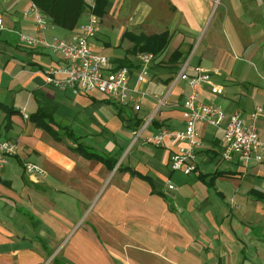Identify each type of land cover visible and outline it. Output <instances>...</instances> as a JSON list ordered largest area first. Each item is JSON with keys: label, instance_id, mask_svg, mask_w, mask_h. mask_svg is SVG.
<instances>
[{"label": "crops", "instance_id": "1", "mask_svg": "<svg viewBox=\"0 0 264 264\" xmlns=\"http://www.w3.org/2000/svg\"><path fill=\"white\" fill-rule=\"evenodd\" d=\"M85 1L72 29L47 16L46 35L76 30L96 3ZM31 2L0 0V138L18 145L0 170V264H44L49 255L50 264H264V159L253 154L242 166L220 157L229 115L237 109L248 119L256 105L264 109V0L101 1L90 46L129 67L124 102L46 81L44 70L62 60L20 40L19 31L36 33L34 14H24ZM164 29L161 50L138 48L139 36ZM143 51L153 56L139 79ZM184 63L189 73L195 65L210 72L219 90L205 83L197 96L225 112L218 125L197 122L190 173L170 167L169 141L144 140L162 125L184 127ZM36 111L45 114L33 119ZM257 128L264 140V113ZM25 160L46 172L25 173Z\"/></svg>", "mask_w": 264, "mask_h": 264}, {"label": "built area", "instance_id": "2", "mask_svg": "<svg viewBox=\"0 0 264 264\" xmlns=\"http://www.w3.org/2000/svg\"><path fill=\"white\" fill-rule=\"evenodd\" d=\"M29 13L34 14L36 33L19 31L20 40L27 46L48 47L61 55V64L50 65L44 70L46 81L61 88L71 87L76 92L96 89L120 102L128 99L129 67L125 64L114 66L106 55L91 49L89 39L100 30L99 14L90 9L86 19L69 35L49 37L45 33L48 17L33 1L24 10V14ZM4 26L3 18L0 16V29ZM152 56L149 51L140 53L139 79L143 78ZM185 66L186 63L178 73V77L184 79L190 86V91L183 101L184 127L170 129L162 125L153 134L145 136L144 140L156 146H165L169 141L173 145L169 152L170 167L173 170L190 173L197 166L196 145L201 142L197 137V122L218 125L223 121L225 112L222 106L210 101L204 102L197 96V87L205 83H209L212 90H219V86L210 81V72L200 65H195L194 71L189 73ZM263 113L262 105L258 104L250 112L248 119H244L237 109L229 115L223 128L220 145L222 159L237 161L242 166L248 165L253 154L257 160L264 159V140L259 138L257 130V119ZM23 116L27 118L28 113L23 112ZM134 134L136 137L138 131L136 130ZM17 152L18 145L15 141L0 138V170ZM22 167L27 174L43 175L46 172L44 167L31 160L23 161ZM168 186L174 187L171 182H168Z\"/></svg>", "mask_w": 264, "mask_h": 264}, {"label": "trees", "instance_id": "3", "mask_svg": "<svg viewBox=\"0 0 264 264\" xmlns=\"http://www.w3.org/2000/svg\"><path fill=\"white\" fill-rule=\"evenodd\" d=\"M47 16L50 17L53 24L65 28L72 29L75 27L82 12L86 9L85 0H32ZM103 0H96L95 6L92 11L97 14L101 13L99 3ZM140 39V50H149L154 53L161 50L168 42V29H164L158 32L147 33L138 37ZM120 65V64H119ZM122 65V64H121ZM43 111H36L30 117L35 119V116H43ZM82 146V145H79ZM79 146L74 148H79ZM89 156L96 157L104 162L109 161L108 157L101 155L93 150H89ZM109 163H116V160L112 159Z\"/></svg>", "mask_w": 264, "mask_h": 264}, {"label": "rangeland", "instance_id": "4", "mask_svg": "<svg viewBox=\"0 0 264 264\" xmlns=\"http://www.w3.org/2000/svg\"><path fill=\"white\" fill-rule=\"evenodd\" d=\"M160 23H162L163 24V22L161 21ZM160 23H159V25H160ZM158 25V27H157V29H159L161 26H159ZM148 31H151V30H148ZM9 160V159H8ZM10 176H11V178L14 180V182H15V180L16 179H19L18 177H19V175H18V169H17V167L15 166V169L10 173ZM2 185H4V184H2ZM5 186V185H4ZM172 192V191H171ZM168 195L171 197L172 196V194L171 193H168ZM168 196V197H169ZM170 197H169V199H170ZM27 207V206H26ZM69 208H71V207H69ZM81 208V203L77 206V208H76V211H77V216L76 215H74V216H72L73 217V220H75V222H77L81 217H82V215H81V213H80V209ZM72 209V208H71ZM79 218V219H78ZM31 231V230H30ZM59 249L60 248H56V249H54V250H56V252L57 251H59ZM52 259V255H49V256H46L45 257V259H44V264H50L49 262H50V260Z\"/></svg>", "mask_w": 264, "mask_h": 264}]
</instances>
